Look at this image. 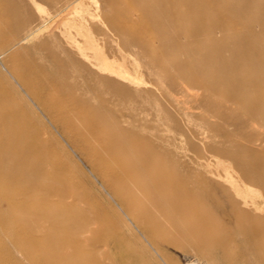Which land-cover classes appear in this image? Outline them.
Segmentation results:
<instances>
[{
    "label": "rangeland",
    "instance_id": "374dc122",
    "mask_svg": "<svg viewBox=\"0 0 264 264\" xmlns=\"http://www.w3.org/2000/svg\"><path fill=\"white\" fill-rule=\"evenodd\" d=\"M182 1L0 0V133L37 127L42 114L27 85L53 81L85 94L92 84L101 94L83 96L95 103L104 98L115 122L125 117L169 154L170 167L190 183L189 197L206 217L173 224L176 211L167 204H177L179 196L162 190L157 199L167 204L156 203L154 230L146 231L127 219L90 164L73 152L77 177L91 195L82 204L109 211L101 218L110 223L116 222L112 210L127 220L129 243L115 253L116 263L264 264L239 234L264 222V0H187V12L197 18L193 31L164 18L168 4ZM117 11L132 13V33L108 21ZM160 13L162 21L156 20ZM95 31L105 38L93 39ZM103 53L114 76L95 78L91 67ZM24 68L33 69L28 84L20 75ZM216 233L223 243L233 234L240 246H213L207 237ZM0 249V264H31L10 234L0 236Z\"/></svg>",
    "mask_w": 264,
    "mask_h": 264
},
{
    "label": "bare ground",
    "instance_id": "6f19581e",
    "mask_svg": "<svg viewBox=\"0 0 264 264\" xmlns=\"http://www.w3.org/2000/svg\"><path fill=\"white\" fill-rule=\"evenodd\" d=\"M187 2L168 4V15L164 18L168 17L193 31L197 18L187 12ZM160 14L156 15L158 21L163 18ZM108 21L123 33L134 31L132 13L117 11ZM96 32L97 38L93 36L95 34L91 35L93 39L105 38L104 33ZM98 40L92 43L98 45ZM218 49L215 47L213 53L219 54ZM102 57L101 61L96 59L94 67H91L95 68L96 72H92L95 78L97 75L112 74L109 67L111 61L106 60L105 53ZM32 71L31 68H24L20 70V75L26 81ZM84 76L85 80L87 77ZM106 81L109 83V80ZM114 83H117L116 80ZM254 83L253 76L246 78L247 86ZM27 87L42 114L37 120V127L23 128L14 136L0 133V236L10 234L14 237L25 262L117 264L115 253L129 243L124 233L128 229L127 220L119 211L112 210L116 222L110 223L101 218L109 211L82 204L89 201L91 195L77 177L79 169L73 152L79 153L90 164L92 171L118 200L127 219L134 220L144 230H154L151 221L160 212L156 203L167 202L160 197L157 199L162 190L168 192L171 198L179 196L177 204L166 203L170 210L176 211L169 218L170 222L185 227L187 219L196 222L206 220L196 209V200L189 197L192 194L190 183L183 181L182 176L170 167L171 156L139 136L138 129L130 128L125 117L115 122L113 117L116 112L105 107L104 98L99 103L86 98L101 94L93 89L92 84L85 94L53 81ZM101 87L105 92V86ZM117 110L122 112V109ZM260 172L263 173V169ZM261 184L264 187V181ZM260 196L262 199L259 202L264 207V190ZM19 228L20 231L17 230ZM239 234L244 237L243 247L252 248L264 259V222L254 229L243 227L239 229ZM207 238H211V244L219 248L228 244L240 246L233 234L224 243L218 233Z\"/></svg>",
    "mask_w": 264,
    "mask_h": 264
}]
</instances>
